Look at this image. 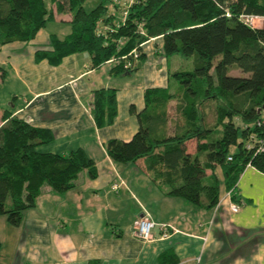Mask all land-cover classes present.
Returning <instances> with one entry per match:
<instances>
[{"label":"trees","instance_id":"obj_1","mask_svg":"<svg viewBox=\"0 0 264 264\" xmlns=\"http://www.w3.org/2000/svg\"><path fill=\"white\" fill-rule=\"evenodd\" d=\"M50 1L51 10L44 0H0V49L33 40L55 15L67 12L71 33L63 40L51 36L52 50L36 52L35 61L58 66L69 55L86 53L93 69L112 60L111 75L118 76L143 64L141 44L161 37L164 56L192 58L193 70L171 73L173 90L147 89L144 110L130 109L138 120L137 132L127 142L109 140L106 153L116 164L143 159L165 196L204 210H212L219 199L214 173L219 168L231 200L240 205L235 191L245 168L264 173V154L246 149L262 137L257 122L264 113V30L246 26L239 17L264 16V0H134L124 21V8L114 0H101L89 12L86 0ZM89 110L97 127L111 125L115 90H95ZM2 119L0 216L9 226L21 225L43 186L61 194L75 186L82 171L90 179L97 177L95 163L83 149L67 155L44 152L41 147L53 140L50 131L9 112ZM162 264H176V259L165 255Z\"/></svg>","mask_w":264,"mask_h":264},{"label":"crops","instance_id":"obj_2","mask_svg":"<svg viewBox=\"0 0 264 264\" xmlns=\"http://www.w3.org/2000/svg\"><path fill=\"white\" fill-rule=\"evenodd\" d=\"M117 2L122 8L128 0ZM62 14L33 40L1 47L0 126L9 112L50 131L53 140L42 151L67 155L81 148L94 161L97 177L90 179L82 171L75 186L61 194L43 186L21 225L0 238V264H162L165 255L176 264H264V173L246 167L235 191L238 212H230L223 202L213 215V209L165 196L145 171L143 159L116 164L106 153L109 140L127 142L137 132L138 120L130 109L144 110L147 89L176 87L170 75L178 69L169 66L162 38L141 46V68L118 76L111 75L109 62L93 69L86 53L69 55L58 66L36 62V52L52 50L51 36L63 40L70 34L71 14ZM99 89L115 90L116 116L109 126L97 127L89 110ZM214 173L221 196L226 192L222 172L216 168ZM143 215L173 230L161 238L155 228L152 240L141 241L133 224Z\"/></svg>","mask_w":264,"mask_h":264},{"label":"built area","instance_id":"obj_3","mask_svg":"<svg viewBox=\"0 0 264 264\" xmlns=\"http://www.w3.org/2000/svg\"><path fill=\"white\" fill-rule=\"evenodd\" d=\"M134 0H128V3L123 7L124 10L121 13V21H124L127 16V11L125 10L128 5H131ZM115 4H118L117 0H114ZM239 20L244 23L246 26L258 29V30H264V16L263 15H254V14H242L239 17ZM145 43L141 44L143 46ZM131 54L134 55L136 58L137 53L134 50ZM112 62V60L109 61V63ZM257 127L261 129L262 137L258 139V143L255 146L247 145L246 149L251 150L254 148L255 153L264 154V113L261 117V119L257 122ZM230 160V159H229ZM249 167V166H248ZM116 185L113 186L114 189H116ZM231 192L226 191L221 196H219V199L217 201V204L213 208V215L215 214L218 207L223 202H228V209L232 213H236L239 210V205L236 203H233L231 200ZM212 220L210 221L211 225ZM134 227V234L135 236L141 240V241H150L152 240V231L153 229H157L159 232V235L161 238H167L169 236V233L173 230V228L165 223H155L148 215H143L141 217H138L133 224Z\"/></svg>","mask_w":264,"mask_h":264},{"label":"rangeland","instance_id":"obj_4","mask_svg":"<svg viewBox=\"0 0 264 264\" xmlns=\"http://www.w3.org/2000/svg\"><path fill=\"white\" fill-rule=\"evenodd\" d=\"M101 0H86V2L84 3V9L89 12L91 11ZM45 6L48 9L50 6V2L49 0H44ZM63 16H69V13H63ZM51 24V23H49ZM68 26V25H65ZM68 30H70V28L68 27ZM71 33V32H70ZM169 66L170 67H175L177 66L178 71H192L193 70V63H192V58H186L183 57L181 55H172L171 57H169ZM174 88H171V90H173ZM2 90V87H0V91ZM174 103H171V110L169 112V115L171 116V119L173 117H175V112H174ZM209 119V117H208ZM207 119V121H208ZM209 122V121H208ZM234 150V149H233ZM6 220L5 216H0V220ZM8 226V225H7ZM8 229H6L3 225V223L0 221V238L4 237V238H8L9 236H11L12 231L14 230L12 227H7ZM6 245V243L4 244V246Z\"/></svg>","mask_w":264,"mask_h":264},{"label":"water","instance_id":"obj_5","mask_svg":"<svg viewBox=\"0 0 264 264\" xmlns=\"http://www.w3.org/2000/svg\"><path fill=\"white\" fill-rule=\"evenodd\" d=\"M138 68H141V64H138Z\"/></svg>","mask_w":264,"mask_h":264}]
</instances>
